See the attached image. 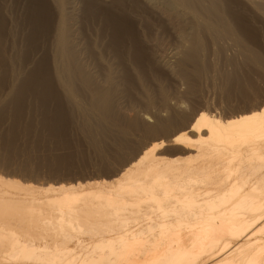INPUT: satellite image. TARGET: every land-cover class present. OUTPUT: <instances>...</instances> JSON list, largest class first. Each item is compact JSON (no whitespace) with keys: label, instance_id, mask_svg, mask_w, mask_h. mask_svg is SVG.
Returning a JSON list of instances; mask_svg holds the SVG:
<instances>
[{"label":"bare ground","instance_id":"6f19581e","mask_svg":"<svg viewBox=\"0 0 264 264\" xmlns=\"http://www.w3.org/2000/svg\"><path fill=\"white\" fill-rule=\"evenodd\" d=\"M74 1L24 0L18 20L17 4L0 0V124L14 114L0 145L24 106H40L44 135L65 139V118H80L99 158L110 138L121 163L85 183L0 177V264H264V98L225 114L199 108L184 127L174 113L121 105L144 66L192 91L204 73L201 37L215 25L263 40L254 26H264V0ZM135 132L142 143L130 151Z\"/></svg>","mask_w":264,"mask_h":264},{"label":"rangeland","instance_id":"374dc122","mask_svg":"<svg viewBox=\"0 0 264 264\" xmlns=\"http://www.w3.org/2000/svg\"><path fill=\"white\" fill-rule=\"evenodd\" d=\"M5 1L11 5L13 0ZM75 1L74 3H76ZM13 2L15 3L12 6L17 4V7L11 8L9 14L17 16L15 18L11 16V18L9 15V17L21 20V15L24 16L23 11L25 10L24 0L23 2L21 0H14ZM78 3H76L77 6H80ZM21 10L22 12H20ZM215 26V34L210 37H201L204 50L201 69L206 75L203 73L202 79L204 75L205 78L199 80L192 91L187 93L186 84L180 78L178 79L175 75L170 74L167 69L166 71L153 63L156 67V69L153 68L154 73L150 70L151 66L142 67L141 72L134 70L135 73H133L132 71L134 76L133 86L124 95L123 102H121L122 110L129 114H133V112H135L134 114H141L140 116H150L154 113L163 115L174 113L182 119V124L179 126L184 127L190 124L191 121H188V119L199 108L207 109L210 113L221 112L220 114H225L239 111L243 107L250 106L264 98V39L261 38L264 37V32H262L264 26H261V23L254 26V28H258L260 34L263 33L261 34L263 36L259 35V39L263 40L256 41V44L244 41L238 33ZM170 39H161L162 42L167 41L162 46L164 49H170L169 51L176 46V42L174 43ZM168 50L166 51L168 52ZM236 70L238 81L233 83L231 74L232 71L234 73ZM50 109H53V107H50ZM64 109L66 111L68 107L64 106ZM131 109L132 111H130ZM46 110L40 106L26 105L23 107L19 118L20 124L16 127L18 130L15 131L11 142L5 146L0 145V160L2 162L0 164V177L16 180L21 184L31 182L36 183L35 185L40 184V186H45L44 181L51 184H74L75 180L78 179L77 181L85 183L91 181L88 178L99 179L105 177L107 173L104 172L108 171L104 168L105 171L102 168L103 166H109V168L112 166L110 169L107 167L111 170L113 167L116 168L115 166L120 165L121 161L115 160L114 153L118 150H115V143L110 138L103 139V145L105 143L104 147L107 149L106 152L110 155L104 153V159L108 162L99 158L98 151L91 146L89 140L86 139L87 137L77 128L80 118H77L76 122L74 121L73 126L70 119L65 118V139L56 136L52 140L48 133V136L44 135L45 130L40 128V121L42 115L47 114ZM13 120L14 114L11 113L5 116L0 124V131L6 129L5 127ZM22 123H30V125H22ZM76 123L78 124L75 126ZM23 126L31 127L30 131L23 132L21 130ZM40 129L44 131H40ZM42 132L43 134H41ZM182 132L181 127H176L169 138H173ZM142 135L141 132L127 135V140L130 141L129 145L132 144L130 151H134L140 146L139 144L142 142L138 140L142 141V137L140 138ZM48 140L49 142H47ZM113 158L115 162H113Z\"/></svg>","mask_w":264,"mask_h":264}]
</instances>
